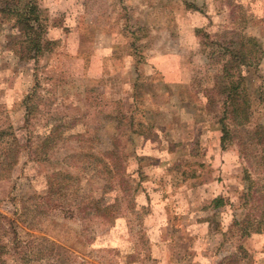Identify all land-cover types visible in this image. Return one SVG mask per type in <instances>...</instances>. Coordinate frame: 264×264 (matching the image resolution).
Wrapping results in <instances>:
<instances>
[{
	"label": "rangeland",
	"instance_id": "374dc122",
	"mask_svg": "<svg viewBox=\"0 0 264 264\" xmlns=\"http://www.w3.org/2000/svg\"><path fill=\"white\" fill-rule=\"evenodd\" d=\"M36 2V59L0 18V212L21 240L4 264H264V0ZM238 36L262 51L222 150L211 42Z\"/></svg>",
	"mask_w": 264,
	"mask_h": 264
},
{
	"label": "trees",
	"instance_id": "16d2710c",
	"mask_svg": "<svg viewBox=\"0 0 264 264\" xmlns=\"http://www.w3.org/2000/svg\"><path fill=\"white\" fill-rule=\"evenodd\" d=\"M0 18L1 20H12L13 28L22 35L23 38L19 42L21 59H36L43 50L48 51L50 49V41L43 37L45 26L39 17L36 0H0ZM218 38L211 43L220 49V53L219 51L217 52L219 55H216H218L217 59L219 57L223 62L214 76V84L204 95L208 105L213 103V95L217 94V96L221 97V100L218 101L221 108V116L218 119L220 124L219 140L221 148L225 149L230 143L229 140L233 133V129H230L228 122L233 121L234 124L243 129H245L246 123H249V98L242 84L246 76V70L257 65V55L262 50L258 47L259 45L253 37ZM254 130L258 134L264 135V128L261 125H256ZM45 143L48 144V137L44 138L43 144ZM256 144H260V140ZM114 154L115 152L113 151L108 152L109 163L115 158ZM59 174V172H54L51 176ZM48 184L49 194L45 197L47 200L54 193L53 184L51 182H48ZM216 200L219 201L218 199ZM98 202L97 200L92 203L91 210L94 213H99L97 216L106 219L111 218L112 216L108 212L109 206L106 204L101 206ZM53 206H58V204L53 202ZM0 227L3 230V234L9 236L7 242L0 243V264H4L5 261L1 255L7 254L8 250L18 251L21 247V240L19 239L14 218L1 212ZM225 259L227 260V258ZM231 259L232 256L229 260ZM218 264H223V261Z\"/></svg>",
	"mask_w": 264,
	"mask_h": 264
},
{
	"label": "crops",
	"instance_id": "0c3cea01",
	"mask_svg": "<svg viewBox=\"0 0 264 264\" xmlns=\"http://www.w3.org/2000/svg\"><path fill=\"white\" fill-rule=\"evenodd\" d=\"M220 137V136H219ZM218 141H219V145H220V140H219V138H218ZM220 148H221V146H220ZM222 149V148H221ZM222 150H224V149H222Z\"/></svg>",
	"mask_w": 264,
	"mask_h": 264
}]
</instances>
